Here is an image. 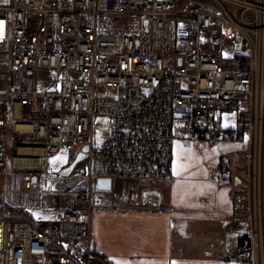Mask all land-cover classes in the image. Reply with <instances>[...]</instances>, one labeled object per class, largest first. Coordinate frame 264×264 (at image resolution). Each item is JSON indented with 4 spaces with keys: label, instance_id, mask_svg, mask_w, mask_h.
Wrapping results in <instances>:
<instances>
[{
    "label": "built area",
    "instance_id": "1",
    "mask_svg": "<svg viewBox=\"0 0 264 264\" xmlns=\"http://www.w3.org/2000/svg\"><path fill=\"white\" fill-rule=\"evenodd\" d=\"M0 82V175L31 214L9 228L0 215V264H110L92 217L115 205L96 180L169 179L175 138L246 141L230 191L242 240L223 257L264 264L249 206L261 222L264 0H0ZM57 186L70 192L38 207Z\"/></svg>",
    "mask_w": 264,
    "mask_h": 264
},
{
    "label": "crops",
    "instance_id": "2",
    "mask_svg": "<svg viewBox=\"0 0 264 264\" xmlns=\"http://www.w3.org/2000/svg\"><path fill=\"white\" fill-rule=\"evenodd\" d=\"M246 146L175 138L169 179H111L101 196L115 207L92 217L95 251L110 264H239L223 255L239 243L230 191L245 181ZM261 153L264 185V118Z\"/></svg>",
    "mask_w": 264,
    "mask_h": 264
},
{
    "label": "rangeland",
    "instance_id": "3",
    "mask_svg": "<svg viewBox=\"0 0 264 264\" xmlns=\"http://www.w3.org/2000/svg\"><path fill=\"white\" fill-rule=\"evenodd\" d=\"M95 92L99 94H110V95H116L122 92L121 88H115V87H104V86H98L95 87ZM228 122V121H226ZM110 135V128L108 127V124H104L100 129H94L93 132V141L95 146H100L103 141ZM78 149V148H77ZM76 149V150H77ZM83 168V164H79L77 166V170L80 171ZM263 173V171H262ZM263 180V178H262ZM263 181H262V188H263V193L261 194V222L258 221V211L259 207L257 205L254 206V203L252 199L250 198L249 200V206H250V213L251 215H255V223H251V226L253 227V231L255 232L256 236V246L257 243L261 245V249L258 250V252H262L264 255V202H263V197H264V187H263ZM10 178L8 174H5L3 176L0 175V215L4 217L5 224L8 227V224L13 221L14 219L17 220H29L31 219V214L25 209L24 206H21V202H17L14 200V197L10 194ZM50 193L47 194V198L40 202H36L38 207H41L43 205H47L50 203V200H52V193L54 192L53 196L56 197H62L64 192H70L68 190H63L60 189L59 186L55 187V189H51L49 191ZM21 197L29 199V201L35 200L38 197L41 198V195H32L28 193H21ZM69 197V196H66ZM55 199H53L54 201ZM73 203V199L71 198H66L64 201L65 206L70 205ZM9 228V227H8ZM8 228L5 229L4 231V240L6 241L5 246L3 248V255L6 258L5 251H6V245H7V239L9 235V230ZM257 249V248H256ZM2 254H0V261L4 258ZM260 255L258 254V261L260 259Z\"/></svg>",
    "mask_w": 264,
    "mask_h": 264
},
{
    "label": "water",
    "instance_id": "4",
    "mask_svg": "<svg viewBox=\"0 0 264 264\" xmlns=\"http://www.w3.org/2000/svg\"><path fill=\"white\" fill-rule=\"evenodd\" d=\"M144 24H146V21H144ZM86 149L87 147L83 146L81 148V151H79L76 154V156L71 161V163L66 168H64L63 170L59 172V175H62V176L68 175L72 171L74 166L84 158V152L86 151ZM110 183H111V179L109 178H99L96 180V187L103 189V190H108L110 188Z\"/></svg>",
    "mask_w": 264,
    "mask_h": 264
},
{
    "label": "bare ground",
    "instance_id": "5",
    "mask_svg": "<svg viewBox=\"0 0 264 264\" xmlns=\"http://www.w3.org/2000/svg\"><path fill=\"white\" fill-rule=\"evenodd\" d=\"M0 84H1V82H0ZM0 88H1V85H0ZM1 94V93H0ZM0 231H1V228H0ZM239 243H238V245L241 243V240H242V237L241 236H239ZM253 241H254V248L256 249V252H257V250H258V247H259V244L257 243V246H256V238H253ZM238 245H236V247L238 246ZM261 253V255H262V252H260Z\"/></svg>",
    "mask_w": 264,
    "mask_h": 264
},
{
    "label": "snow or ice",
    "instance_id": "6",
    "mask_svg": "<svg viewBox=\"0 0 264 264\" xmlns=\"http://www.w3.org/2000/svg\"><path fill=\"white\" fill-rule=\"evenodd\" d=\"M121 264H129V262L123 261V262H121ZM173 264H175V262H173Z\"/></svg>",
    "mask_w": 264,
    "mask_h": 264
}]
</instances>
